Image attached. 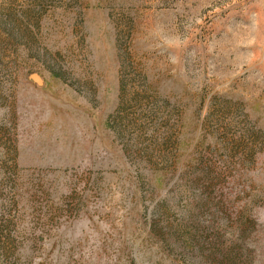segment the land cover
Listing matches in <instances>:
<instances>
[{
	"label": "rangeland",
	"instance_id": "374dc122",
	"mask_svg": "<svg viewBox=\"0 0 264 264\" xmlns=\"http://www.w3.org/2000/svg\"><path fill=\"white\" fill-rule=\"evenodd\" d=\"M0 264H264V0H0Z\"/></svg>",
	"mask_w": 264,
	"mask_h": 264
},
{
	"label": "water",
	"instance_id": "95a60500",
	"mask_svg": "<svg viewBox=\"0 0 264 264\" xmlns=\"http://www.w3.org/2000/svg\"><path fill=\"white\" fill-rule=\"evenodd\" d=\"M34 78H35L36 80H38L39 83H41L40 78H39L36 74L34 75Z\"/></svg>",
	"mask_w": 264,
	"mask_h": 264
}]
</instances>
